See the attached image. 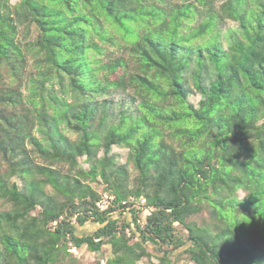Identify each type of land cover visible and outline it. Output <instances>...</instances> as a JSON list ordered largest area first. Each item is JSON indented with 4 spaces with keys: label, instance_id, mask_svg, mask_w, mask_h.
<instances>
[{
    "label": "trees",
    "instance_id": "trees-1",
    "mask_svg": "<svg viewBox=\"0 0 264 264\" xmlns=\"http://www.w3.org/2000/svg\"><path fill=\"white\" fill-rule=\"evenodd\" d=\"M2 67L0 264H264V0H0Z\"/></svg>",
    "mask_w": 264,
    "mask_h": 264
},
{
    "label": "rangeland",
    "instance_id": "rangeland-1",
    "mask_svg": "<svg viewBox=\"0 0 264 264\" xmlns=\"http://www.w3.org/2000/svg\"><path fill=\"white\" fill-rule=\"evenodd\" d=\"M16 0H12V3H14ZM235 26L234 23L227 21L225 24V27H233ZM27 69H30L29 67ZM28 75V72H27ZM26 78L23 82H19V81H14V79L12 77L9 76L8 74V70L6 67H2L0 69V85H12V86H19L20 85V90L22 91V93L24 95H26L27 90H26ZM119 98V96H115V99ZM199 95L196 93H193L190 95V101L193 103H197L199 100ZM64 133L69 136L70 138L74 139L75 135L70 134L69 132L64 131ZM33 135H35L36 137H40V133L37 132L36 129L33 130ZM112 152L117 154L118 156V160L121 163L125 162V158H126V154L127 151L123 148L117 147V146H113L112 147ZM37 159V158H35ZM79 164L83 169H87L88 168V164L85 161V158H81L79 160ZM7 164L0 158V169L4 170L6 169ZM67 170V169H65ZM96 189L99 192H102L103 186H95ZM104 195H106L104 193ZM240 195L242 196L243 194L240 193ZM3 206L0 205V209ZM140 217L142 216V213H140ZM129 217V215H127ZM97 227H99L97 224L94 223H87L86 226L84 227H80L78 228V232L79 234L82 235H90L93 233V231L95 229H97ZM147 248L153 253V254H157L153 248L146 244ZM71 252H73L75 254V257L78 259L79 262H81V264H105L106 260L108 258L109 255V250L108 249H102L101 251L97 252V253H91L89 251H87L86 249H72ZM139 264H158V260L155 259L154 257H151V259L148 260H144L142 262H139ZM176 264H193L192 262H189L188 258L186 256H181L178 260V262Z\"/></svg>",
    "mask_w": 264,
    "mask_h": 264
},
{
    "label": "built area",
    "instance_id": "built-area-1",
    "mask_svg": "<svg viewBox=\"0 0 264 264\" xmlns=\"http://www.w3.org/2000/svg\"><path fill=\"white\" fill-rule=\"evenodd\" d=\"M113 200V197H109L108 195H104L97 203H96V207L100 210V211H104L106 210L110 204L111 201ZM142 203H144V201H142Z\"/></svg>",
    "mask_w": 264,
    "mask_h": 264
}]
</instances>
